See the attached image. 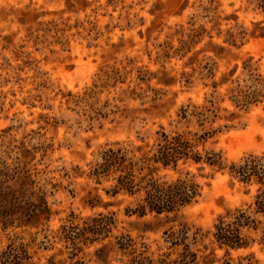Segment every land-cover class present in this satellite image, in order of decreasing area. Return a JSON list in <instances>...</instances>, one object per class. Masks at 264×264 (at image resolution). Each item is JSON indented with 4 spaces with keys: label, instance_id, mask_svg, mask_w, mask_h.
I'll use <instances>...</instances> for the list:
<instances>
[{
    "label": "clouds",
    "instance_id": "1",
    "mask_svg": "<svg viewBox=\"0 0 264 264\" xmlns=\"http://www.w3.org/2000/svg\"><path fill=\"white\" fill-rule=\"evenodd\" d=\"M0 264H264V0H0Z\"/></svg>",
    "mask_w": 264,
    "mask_h": 264
},
{
    "label": "rangeland",
    "instance_id": "2",
    "mask_svg": "<svg viewBox=\"0 0 264 264\" xmlns=\"http://www.w3.org/2000/svg\"><path fill=\"white\" fill-rule=\"evenodd\" d=\"M108 3H109V5H111V4L113 3V0H108ZM113 11H115V9H113ZM104 27L107 28L108 26L105 25ZM136 35H137V37H139V38H141V39L144 38V37L142 36V34H140V33H137ZM129 43H130V45H131V42H129ZM123 46H124L123 43H121V44H120V47L122 48ZM114 47H115V46H114ZM36 51L38 52L39 49L37 48ZM38 87H43V85H40V86H38ZM36 99L39 100V97H36ZM33 107L35 108V105H33ZM49 107H50V106H49Z\"/></svg>",
    "mask_w": 264,
    "mask_h": 264
}]
</instances>
